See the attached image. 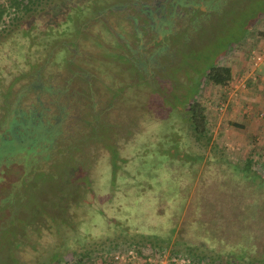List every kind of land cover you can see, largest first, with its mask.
Returning <instances> with one entry per match:
<instances>
[{
  "label": "trees",
  "instance_id": "trees-1",
  "mask_svg": "<svg viewBox=\"0 0 264 264\" xmlns=\"http://www.w3.org/2000/svg\"><path fill=\"white\" fill-rule=\"evenodd\" d=\"M39 1L0 0V21L4 24L0 30V110L4 109L0 118V165L14 160L33 172L36 162L46 164L61 146L68 147L77 141L82 145L91 127L97 128L98 136L93 138L107 146L95 157L94 164L79 170L78 177L84 184L82 199L75 206H63L58 215L42 217L36 236L30 238L27 246L21 245L11 261L58 264L70 251L79 255L77 262L95 255L105 264H116L113 253L118 251V244L111 251L102 252L106 243L116 242L125 243L126 248L147 258H157L165 252L163 246L170 245L169 255L189 252L195 255L193 258L206 261L209 253L202 249L205 244L194 232L195 222L191 223L190 218L185 221L184 217L178 222V215L171 217L175 209L181 211V205L172 209L160 189L168 179L178 196L184 198L195 181L202 179L198 176L199 166L204 161L207 165L217 162L213 152L216 144H211V155L206 160L203 151L197 152L201 145L204 150L211 141L207 105L198 99L200 79L227 86L233 78L232 66L212 63L203 75L195 76V81L194 77L190 79L181 96L174 94L173 99L166 100L161 96L163 100L142 111L140 123L126 122L123 133L112 129L121 119L120 112L111 122L97 111L90 122H75L77 111L69 101L68 107L60 105L58 86L50 77L41 76L44 72L56 74L76 67L77 78L82 79V70L74 60L89 62L98 52L111 59L128 58L125 51H131V44L127 37L131 35L139 43L140 30L156 34L160 27L168 29L174 6L183 11L182 16L194 19L201 11L186 3L200 0H175L174 4L172 0H58L36 16L34 5ZM204 1L212 7L216 4L215 0ZM111 63L107 60L104 66L110 67ZM22 100L29 103L26 109ZM26 115L33 136L25 134L28 127L17 119ZM58 115L61 124L54 130ZM102 118L107 120L104 127L98 124ZM49 119L52 124L47 122ZM83 127L84 135L74 137ZM188 135L193 143H198L197 150L189 144ZM234 168L252 180L259 178L264 185V176H257L252 158ZM2 239L0 235V242ZM190 245L193 247L183 248ZM207 249L214 250L208 245ZM234 250L231 253L228 248V255H233L238 264H264L263 257ZM213 252V264H225L221 258L224 250Z\"/></svg>",
  "mask_w": 264,
  "mask_h": 264
},
{
  "label": "rangeland",
  "instance_id": "rangeland-1",
  "mask_svg": "<svg viewBox=\"0 0 264 264\" xmlns=\"http://www.w3.org/2000/svg\"><path fill=\"white\" fill-rule=\"evenodd\" d=\"M56 1L40 0L35 3L38 11L33 14L41 15L42 8H48ZM215 2L214 7L205 1L194 3L201 11L194 19L182 16L183 11L174 6L168 29L160 27L156 34L140 30L139 43L137 38L127 37L131 44V51H125L128 58L117 56L118 59H111L91 51L95 58H89L90 63L75 59L84 79L77 78L76 67L56 74L44 72L41 76L50 77L58 86L60 105L68 107L70 104L66 101H69L77 111L73 118L75 122L81 120L85 123V119L90 122L96 111L111 122L120 112L121 119L112 129L123 133L126 122L140 123L142 111L151 103L163 100V97L173 99L174 94L181 96L190 79L194 77L195 81V76L203 75L212 63L232 66L233 78L227 86H216L203 77L200 79L198 99L207 105V130L211 141L204 150L202 145L197 150L198 143H193L192 136L188 135L189 144L197 152L203 151L204 160L211 155V144H216L213 152L217 162L207 165L204 161L199 166L198 176L201 175L202 179L195 181L184 198L178 196L168 179L160 190L172 209L181 205V211L175 209L176 215L171 217L178 215V222L183 217L185 221L190 218L191 223L195 222L192 225L194 232L206 246L202 249L209 253L207 264L215 261L213 251L220 253L222 249L221 258L225 264H238L233 261V255H228V248L231 253L236 248L245 250L248 256L264 258V185L259 178L252 180L234 168L235 165L242 166L250 157L257 176H264V109L257 107L255 98L250 97L254 90L247 87L253 84H249V76L254 75L252 80L256 84L260 68H264L263 64L255 66L252 59L255 53L264 56V0ZM4 19L9 18L5 16ZM3 26L0 21V30ZM107 60L113 65L104 66ZM251 69L255 70L254 73ZM26 100L21 101L25 109L29 106ZM3 114L4 109L0 110V118ZM17 119L28 127L25 134H31L27 115ZM47 122L52 124L53 121L49 119ZM60 124L61 116L58 115L52 129ZM98 124L104 127L107 120L102 118ZM82 133L84 127L73 135L80 137ZM96 136L97 128L91 127L82 145L77 141L68 147L61 146L62 154L53 152L46 164L36 162L33 172L25 170L14 160L6 165L1 163L0 235L3 239L0 242V264H14L11 260L17 255V249L21 245L27 246L30 238L36 236L35 230L42 217L58 215L63 206H75V202L82 199L84 184L78 177L79 170L94 164L95 157L98 158L107 146V143L102 144L93 138ZM203 141L205 143L206 139ZM207 245L214 250L209 252ZM114 246L118 251L126 248L122 242L106 243L102 252H109ZM163 247L169 254L171 246ZM186 247L193 246L183 248ZM184 254L195 257L189 252ZM78 259L79 255L69 251L58 264L100 262L95 255L82 262H77Z\"/></svg>",
  "mask_w": 264,
  "mask_h": 264
},
{
  "label": "built area",
  "instance_id": "built-area-1",
  "mask_svg": "<svg viewBox=\"0 0 264 264\" xmlns=\"http://www.w3.org/2000/svg\"><path fill=\"white\" fill-rule=\"evenodd\" d=\"M263 58L264 56H262L261 54H253L252 59L254 61V65H264ZM113 256V259L116 261V263L119 264H136L135 262L139 257L136 251L132 248H124V250L122 251L114 252ZM147 260L152 264H207L206 261H200L189 255L174 256L166 254L165 252L162 255H159L157 258L148 257Z\"/></svg>",
  "mask_w": 264,
  "mask_h": 264
},
{
  "label": "crops",
  "instance_id": "crops-1",
  "mask_svg": "<svg viewBox=\"0 0 264 264\" xmlns=\"http://www.w3.org/2000/svg\"><path fill=\"white\" fill-rule=\"evenodd\" d=\"M250 71L253 72L255 70L251 69ZM251 75L250 77L253 78L254 75L253 76ZM256 82L257 83L254 84L253 81H249V84L253 83V84H250L249 86L250 89L254 90V92L251 94L250 97L255 98L254 101L256 102L257 107H259L260 109H264V68H260V72H259V75L257 76ZM147 259H148L147 257L142 258L141 256H139V258L137 259L135 263L136 264H152ZM98 264H105V263L100 261Z\"/></svg>",
  "mask_w": 264,
  "mask_h": 264
},
{
  "label": "flooded vegetation",
  "instance_id": "flooded-vegetation-1",
  "mask_svg": "<svg viewBox=\"0 0 264 264\" xmlns=\"http://www.w3.org/2000/svg\"><path fill=\"white\" fill-rule=\"evenodd\" d=\"M202 1H204V0H200V2H202ZM186 4H188V5L191 4V5H193L194 7L196 6V4H194V3H193V4H192V3H186ZM159 30H160V29H159ZM53 131H54V130H53Z\"/></svg>",
  "mask_w": 264,
  "mask_h": 264
}]
</instances>
